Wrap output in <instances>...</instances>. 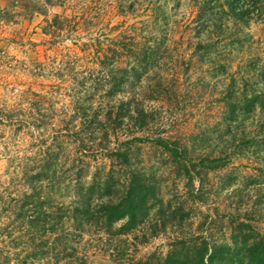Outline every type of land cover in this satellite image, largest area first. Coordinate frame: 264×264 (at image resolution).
I'll return each instance as SVG.
<instances>
[{
	"label": "rangeland",
	"instance_id": "374dc122",
	"mask_svg": "<svg viewBox=\"0 0 264 264\" xmlns=\"http://www.w3.org/2000/svg\"><path fill=\"white\" fill-rule=\"evenodd\" d=\"M52 2L0 0V201L21 192L18 171L29 159L37 158L54 136L60 140L58 166L62 170L75 154L86 162L88 173L100 165L103 159L98 153L79 154L69 141L70 103L90 76H98L96 59L87 53L89 44L103 47L128 26L137 38L162 42L154 67L143 75L140 85L151 88L162 78L160 88L165 95L160 100L145 99L154 116L148 129L136 133L142 140L134 144L136 160H143L160 175L164 201L160 210L165 214L159 218L165 221V231L152 233L154 205L149 222L109 243L90 229L77 248L90 264H133L150 253L163 255L176 232L205 231L212 239L227 237L225 207L239 204L249 210L256 196L254 180L261 167L257 156L262 152L257 143L264 131L260 125L264 114L256 109L244 113L243 120L240 116L230 119L224 101L238 92L264 95V0ZM36 6L44 14L35 11ZM54 14L67 19L64 27L44 33L45 19ZM157 135L192 136L197 150L232 155L223 168L209 172L204 189L210 193H205L203 203L190 202L182 180L171 174L166 159L158 158V149L151 143ZM226 178L232 180L231 186L220 189ZM257 180L264 186V178ZM231 188L238 189L240 200ZM177 205L182 211L175 213L173 221H166L167 206ZM253 222L264 233V219ZM15 236L0 231L3 252H13L20 245Z\"/></svg>",
	"mask_w": 264,
	"mask_h": 264
},
{
	"label": "trees",
	"instance_id": "16d2710c",
	"mask_svg": "<svg viewBox=\"0 0 264 264\" xmlns=\"http://www.w3.org/2000/svg\"><path fill=\"white\" fill-rule=\"evenodd\" d=\"M45 3L55 4L52 0ZM33 9L43 13L39 6ZM66 20L54 14L45 19L43 32L62 29ZM130 29L127 26L103 47L89 44L87 53L96 59L98 76H90L70 103L67 126L71 145L82 155L85 151L98 153L102 162L88 173L86 162L75 154L62 170L58 166L60 140L54 136L37 158L21 166L17 174L21 192L0 201V231L16 233L20 245L13 252L0 249V264H90L77 248L83 234L93 229L109 243L149 222L154 205L152 233L165 231V221L159 218L165 214L160 210L164 202L160 175L147 168L143 160H136L134 144L142 140L136 133L148 129L154 116L145 99L160 100L165 95L160 88L162 78L151 88L140 85L143 75L154 67L162 42L137 38ZM134 83L138 84L135 91ZM118 94L122 96L116 98ZM96 97L99 102H95ZM224 107L230 119L240 116L243 120L244 113L256 109L264 114V95L238 92V96L224 101ZM260 125H264V116ZM260 136L257 150L262 152L257 158L261 167L255 176L263 179L264 131ZM151 143L158 149V158L167 160L171 174L182 180L190 202L205 201V193H210L204 189L209 172L223 168L232 157L213 153L205 146L197 150L192 136L170 139L157 135ZM256 180V196L249 210L239 204L225 207L227 237L212 239L205 231L176 232L163 255L150 253L133 264H264V233L253 222L255 218L264 219V186ZM231 183L226 178L219 188L228 189ZM231 189L240 200L238 189ZM181 211L180 205L172 209L167 206L166 221H173L175 213Z\"/></svg>",
	"mask_w": 264,
	"mask_h": 264
}]
</instances>
